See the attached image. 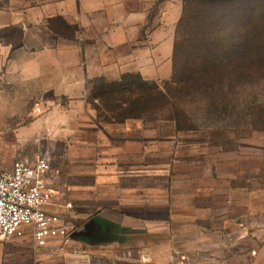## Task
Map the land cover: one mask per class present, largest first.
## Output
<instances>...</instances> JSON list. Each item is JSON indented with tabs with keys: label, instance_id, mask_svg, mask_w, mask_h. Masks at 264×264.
Masks as SVG:
<instances>
[{
	"label": "rangeland",
	"instance_id": "1",
	"mask_svg": "<svg viewBox=\"0 0 264 264\" xmlns=\"http://www.w3.org/2000/svg\"><path fill=\"white\" fill-rule=\"evenodd\" d=\"M128 6L147 8L138 45L149 44L155 53L150 67L145 53L139 54L148 73L142 77L150 84L163 86L171 80L179 41L180 71L193 64L195 52L201 59L220 56L218 61L230 53L247 55L243 63L248 71L223 69L209 79L208 88L203 85L190 95L172 92L156 108L149 104L139 110L138 118H127L130 106L121 109L118 101H107L103 94V82L111 81L109 70L108 77L70 84L76 86L71 97L58 93L62 82L45 80L42 90L35 85L30 89L18 73L20 62L37 59L47 66L58 62L61 75L67 76L79 62L76 72L84 77V0H0V169L49 152L54 167L61 170L59 186L67 201L63 179L70 142L77 141L79 152L93 146L96 155L113 156L112 167L118 170L121 150L132 138L139 150L134 154L140 163L134 169L141 181L150 175L157 189L168 188L178 208L203 207L204 216L220 221L229 216L232 238L249 231L259 236L264 232V0H221L205 13L193 0L182 25L185 0H130ZM112 17L121 22L117 8L105 14L109 28ZM122 27L126 36L130 30L136 36L135 26L126 20ZM58 222L55 227L63 228ZM218 231L219 236L226 234L224 228ZM23 233L24 245L0 242V264H37L32 227L16 235ZM235 247L245 245L238 242Z\"/></svg>",
	"mask_w": 264,
	"mask_h": 264
},
{
	"label": "crops",
	"instance_id": "2",
	"mask_svg": "<svg viewBox=\"0 0 264 264\" xmlns=\"http://www.w3.org/2000/svg\"><path fill=\"white\" fill-rule=\"evenodd\" d=\"M128 1L84 0L87 17L84 77L76 72L79 62L72 65L75 72L67 76L61 75L58 62L47 66L37 59L24 60L18 73L26 87L31 89L35 85L37 90H42L45 80L53 84L55 79L56 84H65L58 93L71 97L76 86L70 84H83L92 77H108V70L111 81H118L127 73L148 76L139 54L143 51L147 64L151 60L153 66L155 53L149 44L138 45L139 26L147 20V8L129 7ZM116 8L121 13V22L117 24L112 17L109 28L105 14ZM124 20L135 26V37L132 30L126 36L122 27ZM171 49L168 48L169 59ZM91 127L97 132L95 125ZM125 143L119 163L121 170L112 167L113 156H101V153L98 156L93 146L79 152L77 141L69 143L72 152L68 154L63 179L68 199L62 198L59 205L47 208L49 214H58L57 224L67 227V233L57 232L47 238L44 246H36L37 264H264V232L257 236L249 231L232 238L229 216L220 221L204 216L203 207H176L168 188L157 189L150 175L145 177L146 181L140 180V173L134 169V164L140 163L139 155L134 154L139 150L132 138ZM106 144L108 147L111 143ZM133 155L137 157L135 161ZM126 169L130 172H124ZM66 202L72 207L65 206ZM223 228L224 237L218 234ZM28 229L24 227L23 231ZM26 238L23 233L6 242L24 245ZM238 242L245 247H235Z\"/></svg>",
	"mask_w": 264,
	"mask_h": 264
},
{
	"label": "built area",
	"instance_id": "3",
	"mask_svg": "<svg viewBox=\"0 0 264 264\" xmlns=\"http://www.w3.org/2000/svg\"><path fill=\"white\" fill-rule=\"evenodd\" d=\"M60 177L61 170L54 167L49 152L20 158L11 169H0V242L9 241L29 226L39 247L55 233H67V227H55L59 217L47 212L63 197Z\"/></svg>",
	"mask_w": 264,
	"mask_h": 264
},
{
	"label": "trees",
	"instance_id": "4",
	"mask_svg": "<svg viewBox=\"0 0 264 264\" xmlns=\"http://www.w3.org/2000/svg\"><path fill=\"white\" fill-rule=\"evenodd\" d=\"M203 9V13L206 10L209 12L214 10L221 0H196ZM193 0H185V16L181 20V25L186 21V9ZM182 42H178L175 46V68L174 73L170 81L164 83L163 86L158 83L150 84L146 81L141 74L127 73L124 74L118 81H106L103 82V94L107 95V101L115 99L119 102V108L123 109L124 106H130L131 109L127 118H138L139 110H142L146 106L151 104L156 108L159 102L167 101V98L171 93H179L190 95L192 93L200 92L203 85L208 88L209 79L219 74L223 69H230L232 72L237 73L239 71H248V66L244 63V60H248L247 55H243L242 58L238 57L237 53H230L225 56L222 61H218L216 58L220 56H205L201 59V54L198 52L193 53V59L191 65L180 71L178 65L180 64L179 56ZM236 52V51H233ZM257 65H262L256 63ZM133 79L134 81H130ZM145 106V107H144Z\"/></svg>",
	"mask_w": 264,
	"mask_h": 264
}]
</instances>
